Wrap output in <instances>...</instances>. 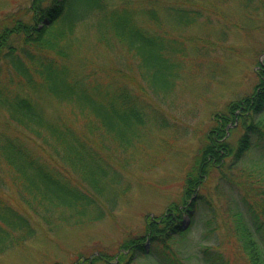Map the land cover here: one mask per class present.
Masks as SVG:
<instances>
[{
    "label": "trees",
    "instance_id": "1",
    "mask_svg": "<svg viewBox=\"0 0 264 264\" xmlns=\"http://www.w3.org/2000/svg\"><path fill=\"white\" fill-rule=\"evenodd\" d=\"M47 1L55 5L45 8ZM71 1L35 0L31 23L13 14L0 22V79L5 70L10 71L20 80L21 89L45 92L70 106L76 119L48 120L29 94L8 91L0 80V108L6 115L4 128L0 127V256L34 240L44 224L99 222L113 214L127 196V188L120 184L127 170V156L141 141L147 124L158 129L171 125L161 107L162 113L120 79L106 78L98 69L80 74L68 61L59 59L69 57L66 43L76 41L77 27L94 17L97 43L109 47V52H118V47L128 51L139 62L143 89L165 101L172 98L185 69L186 43L150 31L140 20L156 25L165 20L177 28L194 26L201 17L188 0L162 4L164 16L150 6L137 8L123 3L116 8L109 0H91L89 7L83 4L85 11H71ZM253 1L244 0L243 6L249 8ZM45 20L49 25L39 28ZM44 45L53 49L51 54L56 57L40 52ZM70 47L74 48L72 44ZM257 73L258 82L250 93L228 101L224 111L215 114L214 126L184 184L182 201L173 203L161 217H148L144 233L125 239L116 255L100 252L92 262L130 264L144 257L157 264H191L181 258L172 243L185 234V215L194 219L201 203L210 210L200 192L210 170L224 168L229 161L233 164L234 158L242 159L253 147L254 139L264 140V122L255 121L264 112L263 65ZM235 125L245 132L236 146L229 141ZM258 207L264 209L263 205ZM248 211L256 221L257 210L248 206ZM238 219L234 224L241 243L237 255L243 258L241 263L207 249L204 264H264V248L255 237L264 224L257 221L253 231L245 219L240 217L242 223Z\"/></svg>",
    "mask_w": 264,
    "mask_h": 264
},
{
    "label": "rangeland",
    "instance_id": "2",
    "mask_svg": "<svg viewBox=\"0 0 264 264\" xmlns=\"http://www.w3.org/2000/svg\"><path fill=\"white\" fill-rule=\"evenodd\" d=\"M34 1L0 0V22L13 14L21 21L31 23ZM109 1L116 8L123 3L137 8L150 6L164 16L162 4H175L181 0ZM242 1L188 0L191 8L201 12L199 21L191 27L176 28L165 20L162 25L140 20L146 29L181 38L186 43L185 69L172 98L165 101L143 89L139 62L128 51L123 52V48L118 47V52H109V47L97 43V34L92 27L94 17L77 27L76 41L66 43L69 57L59 59L68 61L80 74L98 69L103 70L101 75L105 74L106 78L120 79L152 108L163 112L171 125L158 129L152 123L147 124L141 141L127 156V170L120 183L123 189L127 188V196L113 214L99 222L44 224L34 240L0 256V264H103L91 260L100 252L116 255L125 239L144 233L148 217H161L173 203L182 201L184 184L214 126L215 114L223 112L228 101L250 93L258 82L257 72L261 65L264 66V0H254L249 8L243 6ZM71 2V11L74 8L85 11L93 3L91 0ZM54 5V1H47L44 7ZM70 18L75 17L70 14ZM43 24L49 25L43 22L39 28ZM39 51L56 57L51 54L55 51L47 45ZM0 80L8 91L21 90L23 94H29L48 120L60 117L72 122L76 120L74 110L67 104L59 103L43 91L21 89L20 80L10 71L5 70ZM5 121L6 115L0 108V127L4 128ZM255 121L264 122V112L257 115ZM233 128L229 141L236 146L245 132L239 125ZM234 160L224 168H212L208 182L200 191L211 211L201 203L194 219L185 215L182 220L185 234L174 238L172 246L185 262L204 264L203 257L209 249L211 253L223 252L232 262L238 260L241 263L243 258H237L241 243L235 234V218L239 217L238 223L243 221L240 217L245 219L253 231L257 221L264 224V209H257L259 205L264 207V140L254 139L253 147L244 157ZM1 175L9 179L7 175ZM11 193L15 195L12 189ZM248 206L257 210L256 221L250 216ZM214 226H219V230L213 229ZM255 237L264 248V229ZM114 262L110 264H116ZM130 262L157 264L154 259L144 257ZM205 264L215 263L205 261Z\"/></svg>",
    "mask_w": 264,
    "mask_h": 264
},
{
    "label": "water",
    "instance_id": "3",
    "mask_svg": "<svg viewBox=\"0 0 264 264\" xmlns=\"http://www.w3.org/2000/svg\"><path fill=\"white\" fill-rule=\"evenodd\" d=\"M46 23H48V22H46Z\"/></svg>",
    "mask_w": 264,
    "mask_h": 264
}]
</instances>
